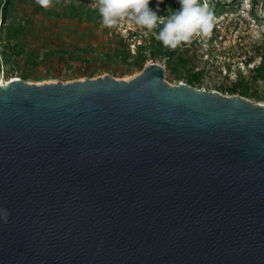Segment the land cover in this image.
<instances>
[{"label": "water", "instance_id": "obj_1", "mask_svg": "<svg viewBox=\"0 0 264 264\" xmlns=\"http://www.w3.org/2000/svg\"><path fill=\"white\" fill-rule=\"evenodd\" d=\"M0 264H264V104L158 60L0 81Z\"/></svg>", "mask_w": 264, "mask_h": 264}, {"label": "rangeland", "instance_id": "obj_2", "mask_svg": "<svg viewBox=\"0 0 264 264\" xmlns=\"http://www.w3.org/2000/svg\"><path fill=\"white\" fill-rule=\"evenodd\" d=\"M198 2L202 6L205 0ZM207 5L210 32L194 34L170 58H156L151 32L127 18L103 26L97 0H51L47 7L37 0H12L7 12L0 3V80L18 76L40 83L105 73L130 79L158 60L173 84L191 82L228 95H241L247 86L246 97L264 104V78L257 70L264 59V0H207ZM169 8L177 11L180 4Z\"/></svg>", "mask_w": 264, "mask_h": 264}, {"label": "clouds", "instance_id": "obj_3", "mask_svg": "<svg viewBox=\"0 0 264 264\" xmlns=\"http://www.w3.org/2000/svg\"><path fill=\"white\" fill-rule=\"evenodd\" d=\"M151 0H97L98 11L105 27L112 28L125 18L132 20L141 28L152 32L163 23L155 38L165 47L175 49L182 42H189L194 34L207 35L213 26V15L208 11L207 0L201 6L198 0H178L180 8L168 16H158L150 7ZM41 6L47 7L51 0H37ZM163 0H158V4ZM147 34V33H146ZM4 212V221L8 213Z\"/></svg>", "mask_w": 264, "mask_h": 264}, {"label": "trees", "instance_id": "obj_4", "mask_svg": "<svg viewBox=\"0 0 264 264\" xmlns=\"http://www.w3.org/2000/svg\"><path fill=\"white\" fill-rule=\"evenodd\" d=\"M0 3L3 4L4 12H7L10 9V6L12 5V0H1ZM149 5H151L150 8L153 11H156L158 8L159 11L163 12L166 16H168L171 14V12H169V9H170L169 5H171L172 7H175V6H179V3L176 0H163V3L158 4V3H155L154 0H151ZM87 10H88V6H87V9H85V11ZM162 28H163V23L159 24L157 28L152 30L150 38H149L150 52L152 56L156 58L157 57L170 58L181 49V46L184 42H182L175 49L165 47L160 41H158L155 38L156 34H158L160 29ZM257 70H258L259 76L264 78V59L257 66ZM236 88L237 87H233V90H236ZM248 94H249V88L247 86L246 87L244 86L241 95L248 96Z\"/></svg>", "mask_w": 264, "mask_h": 264}, {"label": "bare ground", "instance_id": "obj_5", "mask_svg": "<svg viewBox=\"0 0 264 264\" xmlns=\"http://www.w3.org/2000/svg\"><path fill=\"white\" fill-rule=\"evenodd\" d=\"M16 77H18V76H16ZM6 80H8V79H3V80H0V81L4 82V81H6Z\"/></svg>", "mask_w": 264, "mask_h": 264}]
</instances>
